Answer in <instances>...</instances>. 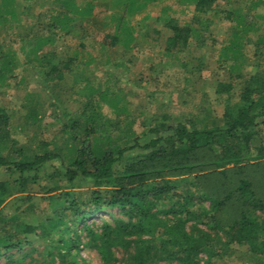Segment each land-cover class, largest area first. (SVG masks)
Returning <instances> with one entry per match:
<instances>
[{
  "label": "trees",
  "instance_id": "obj_1",
  "mask_svg": "<svg viewBox=\"0 0 264 264\" xmlns=\"http://www.w3.org/2000/svg\"><path fill=\"white\" fill-rule=\"evenodd\" d=\"M95 1L77 5L75 0H55L61 9L49 14V23L42 28L46 35L34 42L22 40V50L31 58L29 65L35 63L33 68L49 91L64 83L65 75L79 65L81 52L95 43L106 49L132 50L134 29L126 17L144 13L149 5L161 6L163 14L168 13V4L186 9L193 5L190 22L172 16L164 20L169 32L163 47L166 55L184 52L194 32L208 31L211 23L202 15L233 18L223 8L229 0H114L119 10L107 18L114 30L95 41L99 35L91 21ZM252 4L254 8L264 6V0ZM14 7V0H2L0 20L14 19ZM233 21L239 29L222 46L223 59L241 53L242 40L250 28L241 14ZM77 29L83 32L73 55L58 60L49 51L37 56L52 44L55 32L70 36L78 33ZM12 55L0 52V86L13 77L16 61ZM228 73L232 83L220 82L215 87L217 100L226 95L221 123L211 121L200 126L194 119L175 121L163 114L147 125L143 135L152 138L142 146L136 140L122 147H112L111 142L99 144L103 141L98 135L96 107L85 95L88 101L78 118L63 114L61 131L72 143L67 159L56 149H48L46 142L40 144V153L32 154L16 147L12 140L7 146L9 117L0 108V176H6L0 179V208L12 193L20 194L17 200L30 201L25 193L41 178H48L46 167L51 162L60 161V168L54 171L47 193L57 191L59 183L72 186L79 178L92 184L88 196L61 192L51 207L53 216L45 224L16 223L14 216L0 218L2 264H16L11 253L31 245V235L39 236L51 260L57 256L62 264H85L78 259L82 248L95 249L105 261L111 258V248L132 250L129 264H215L214 260L235 247L264 259V144H254L264 129V74L252 77L240 95L241 103L230 106L233 81L240 75ZM92 92L101 101L105 99V93ZM112 107L117 115L125 116L123 108ZM134 149L144 153L124 159V154ZM116 164L120 165L117 169ZM114 209L120 216L112 218V223L103 222L99 231L87 224L92 216Z\"/></svg>",
  "mask_w": 264,
  "mask_h": 264
},
{
  "label": "rangeland",
  "instance_id": "obj_2",
  "mask_svg": "<svg viewBox=\"0 0 264 264\" xmlns=\"http://www.w3.org/2000/svg\"><path fill=\"white\" fill-rule=\"evenodd\" d=\"M86 1L75 0V3L82 5ZM113 1H95L94 17L91 19L93 30L99 33L95 41H99L102 34H111L114 30L113 23L107 21L119 10ZM256 1L229 0L223 6L233 14V18L241 14L250 25L242 40L241 53L234 58L223 59L221 48L232 40V33L239 27L233 18L226 19L219 14L202 15V19H208L211 23L208 31L203 33L198 30L202 29V23L197 27L198 32H194L187 50L166 55L163 47L169 32L164 20L172 16L177 21L190 22L193 5L186 9L168 4L166 14L161 12V6L149 5L144 13L126 17L134 29L132 50L124 51L120 47L106 49L95 43L93 48L87 47L84 54L81 52L79 65L72 74L65 75L64 83L49 91L33 68L35 63L29 65L31 58L22 50V40L34 42L39 36L44 37L46 32H42V28L49 23V14L61 8L55 0H14L16 17L0 20V52L13 54L16 61L12 79L7 85L0 86V108L9 117L7 129L10 140L5 143L9 146L11 140L15 141L16 147L32 154L40 153V144L46 142L48 149L54 148L62 158H69L72 143L61 131L65 122L63 114L78 118L83 104L88 101L85 95L96 107L100 124L98 135L103 141L99 144L111 142L112 147L129 146L135 140L139 146L146 144L152 136L143 135V132L151 121L160 119L163 114L175 121L194 119L200 126L211 121L221 123L226 95L217 100L216 85L220 82L232 83L229 71L232 76L240 75L239 80L233 81L229 97L230 106H234L241 103L240 95L247 82L258 74H264V42L259 43L264 41V6L254 8L252 2ZM76 32L70 36L55 32L52 44L43 47L37 56L49 51L54 52L58 60L73 55L83 31L77 29ZM93 90L105 93V99L101 101ZM114 104L116 110L124 109L125 116L116 114L112 107ZM82 124L80 120L79 125ZM258 143L264 144V129L254 142L255 145ZM3 153H7L6 149ZM142 153L144 151L134 149L126 152L124 159ZM59 163L51 162L46 167L48 178H41L36 185L30 186L31 190L25 193L31 198L30 201L17 200L15 198L20 194L12 193L0 208V218L14 216L16 223L45 224L53 216L51 207L61 192L67 190L88 196L92 184L84 178H79L72 186L59 183L57 191L46 192L52 186L54 171L60 168ZM115 166L117 169L120 165ZM0 179L5 180L6 176L2 174ZM49 196L53 198L50 200ZM119 216L116 209L101 212L88 219L87 224L99 231L103 222L112 223V218ZM29 239L31 245L25 246L19 253H11L16 264H62L57 256L51 260L39 236L31 235ZM110 250L111 258L107 261L95 249L88 248H82L78 259L85 264H129L132 250ZM4 262L5 258H1L0 264ZM214 263L264 264V259L247 252L245 248L235 247L226 252L223 258L214 260Z\"/></svg>",
  "mask_w": 264,
  "mask_h": 264
}]
</instances>
